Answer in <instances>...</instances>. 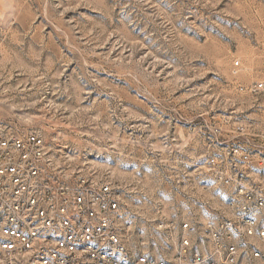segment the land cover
I'll return each instance as SVG.
<instances>
[{
    "label": "rangeland",
    "instance_id": "obj_1",
    "mask_svg": "<svg viewBox=\"0 0 264 264\" xmlns=\"http://www.w3.org/2000/svg\"><path fill=\"white\" fill-rule=\"evenodd\" d=\"M263 78L264 0H0V135L88 164L149 256L174 259L183 219L187 259L210 250L198 171L253 116L237 85Z\"/></svg>",
    "mask_w": 264,
    "mask_h": 264
},
{
    "label": "built area",
    "instance_id": "obj_2",
    "mask_svg": "<svg viewBox=\"0 0 264 264\" xmlns=\"http://www.w3.org/2000/svg\"><path fill=\"white\" fill-rule=\"evenodd\" d=\"M236 88L252 99L253 116L236 121L222 151L205 159L198 171L204 194L192 197L209 210L202 225L210 250H193L187 259L190 219L170 222L180 241L174 259L129 249L115 225L117 190L89 177L88 164L71 167L31 131L0 135V264H242L263 258L264 78Z\"/></svg>",
    "mask_w": 264,
    "mask_h": 264
}]
</instances>
